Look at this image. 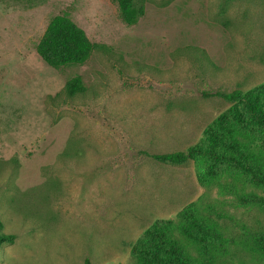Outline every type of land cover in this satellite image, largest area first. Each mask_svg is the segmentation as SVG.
I'll use <instances>...</instances> for the list:
<instances>
[{
  "label": "rangeland",
  "instance_id": "rangeland-1",
  "mask_svg": "<svg viewBox=\"0 0 264 264\" xmlns=\"http://www.w3.org/2000/svg\"><path fill=\"white\" fill-rule=\"evenodd\" d=\"M138 2L145 13L128 25L113 0H0V218L16 234L0 264H132L130 241L207 188L194 160L142 151L184 148L230 105L203 91L264 80V0ZM61 13L105 48L83 63L45 62L36 46ZM187 46L210 62L177 52ZM77 74L86 91L57 94ZM208 191L226 236L264 226L258 205L217 183ZM240 244L212 264H264Z\"/></svg>",
  "mask_w": 264,
  "mask_h": 264
},
{
  "label": "trees",
  "instance_id": "trees-1",
  "mask_svg": "<svg viewBox=\"0 0 264 264\" xmlns=\"http://www.w3.org/2000/svg\"><path fill=\"white\" fill-rule=\"evenodd\" d=\"M113 1L121 19L128 25L136 23L145 13V6L138 0ZM104 48V44L92 41L86 31L64 13L50 19L36 46L41 58L55 68L83 63L94 50ZM177 52L196 55V59L206 62L205 65L210 62L206 50L199 46L179 48ZM86 89L82 76L77 74L70 77L57 94L64 92L74 96ZM203 95L222 97L230 105L184 148L142 152L169 164L194 160L198 182L207 188L184 204L175 216L156 217L130 241L132 264H212L221 255L235 254L238 250L232 248L231 243L235 245L236 242L248 251L264 252V226L259 225L251 231L245 225L238 240L226 236L219 221L225 213L208 201V190L217 183L221 190L235 193L242 203L256 204L264 211V80L248 88L203 91ZM228 170L233 175L232 180L220 181L222 172ZM15 238V233L4 230L0 218V249L3 243H12ZM85 263L93 264L89 258H85Z\"/></svg>",
  "mask_w": 264,
  "mask_h": 264
}]
</instances>
